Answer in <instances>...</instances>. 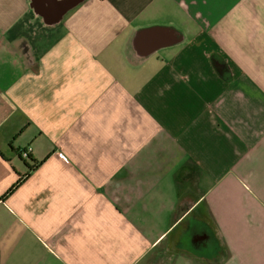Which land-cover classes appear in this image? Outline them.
Returning a JSON list of instances; mask_svg holds the SVG:
<instances>
[{
	"label": "crops",
	"instance_id": "obj_1",
	"mask_svg": "<svg viewBox=\"0 0 264 264\" xmlns=\"http://www.w3.org/2000/svg\"><path fill=\"white\" fill-rule=\"evenodd\" d=\"M0 264H264V0H0Z\"/></svg>",
	"mask_w": 264,
	"mask_h": 264
},
{
	"label": "built area",
	"instance_id": "obj_2",
	"mask_svg": "<svg viewBox=\"0 0 264 264\" xmlns=\"http://www.w3.org/2000/svg\"><path fill=\"white\" fill-rule=\"evenodd\" d=\"M31 152V148H28L27 150H24L22 153H21V155L23 156V157H26V159H27V157H28V154Z\"/></svg>",
	"mask_w": 264,
	"mask_h": 264
},
{
	"label": "trees",
	"instance_id": "obj_3",
	"mask_svg": "<svg viewBox=\"0 0 264 264\" xmlns=\"http://www.w3.org/2000/svg\"><path fill=\"white\" fill-rule=\"evenodd\" d=\"M27 159H29V156L27 157Z\"/></svg>",
	"mask_w": 264,
	"mask_h": 264
}]
</instances>
